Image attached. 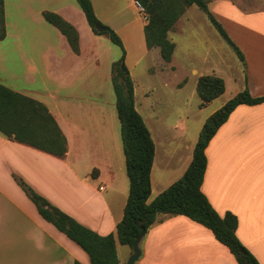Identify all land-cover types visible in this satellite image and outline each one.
Returning <instances> with one entry per match:
<instances>
[{"label": "crops", "instance_id": "crops-1", "mask_svg": "<svg viewBox=\"0 0 264 264\" xmlns=\"http://www.w3.org/2000/svg\"><path fill=\"white\" fill-rule=\"evenodd\" d=\"M3 2L5 35L0 39V85L47 109L66 140V152L57 157L0 133V264H89L79 246L39 216L20 181L96 234H113L118 262L125 264L131 248L119 244L116 225L123 217L129 181L111 84V67L122 55L106 35L92 32L76 0ZM126 2L122 6L121 0H97V4L91 0L100 24L119 25L112 29L125 49L124 62L129 56L125 40L138 30L143 32L146 25L124 15L129 8L135 9L133 0ZM228 4L208 0L207 7L210 13L220 15L217 21L242 53L243 71L224 66L204 76L223 79L224 93V78L230 83H242L226 102L244 89L252 97L263 96L264 0H246L245 15L237 16H232ZM194 6L186 8L169 32L179 36L187 32L191 25L189 12ZM45 12L58 15L75 29L77 54L66 37L44 20ZM175 49L171 62L165 63L158 48L147 49L145 45L134 64L153 56L160 62V74L171 73L175 70ZM216 56L222 54L218 52ZM149 72L157 71L152 67ZM128 74L133 82L134 107L155 148L149 204L183 176L198 138L187 137L182 123L184 129L179 135L183 145L174 147L169 143L156 122L159 119L150 91L134 82L130 71ZM192 74L197 80L203 76L195 70ZM185 84L183 80L176 87ZM160 140L166 144L162 160L158 157ZM205 157L202 193L220 216L227 212L236 216V237L259 264H264V103L238 106L209 141ZM156 220L142 237L141 255L134 264H237L229 250L202 225L184 216L158 215ZM122 247L127 249L121 260Z\"/></svg>", "mask_w": 264, "mask_h": 264}, {"label": "trees", "instance_id": "trees-1", "mask_svg": "<svg viewBox=\"0 0 264 264\" xmlns=\"http://www.w3.org/2000/svg\"><path fill=\"white\" fill-rule=\"evenodd\" d=\"M133 1L139 2L148 15V22L143 30L146 48H158L163 62H171L175 47L168 39L169 31L186 8L192 5L205 14L209 23L233 49L239 60L244 61L240 50L229 39L221 24L210 14L208 0ZM76 2L92 32L95 35H106L111 43L123 52L120 61L111 67V84L120 123L125 171L129 181L123 217L116 225L119 244L132 248L140 234V228L147 231L157 221L158 215L184 216L208 229L214 238L229 250L237 264H259L236 237V216L229 212L220 216L202 193L201 185L207 163L205 149L209 141L238 106L262 104L264 95L252 97L249 91L244 89L213 113L202 127L191 163L183 176L147 204L155 148L143 119L134 107L132 79L120 68L125 54L122 42L113 31L110 34L96 31L95 27L102 24L95 16L91 0ZM43 18L66 37L72 51L77 54L78 35L75 29L56 14L45 12ZM4 35V2L0 0V39H3ZM196 91L201 99V106H205L224 93L225 84L219 77L202 76L197 80ZM0 133L57 157H63L66 152V140L47 109L41 103L2 85H0ZM19 185L34 204L39 216L79 246L87 254L89 264H119L113 234L107 236L96 234L51 206L23 182L20 181Z\"/></svg>", "mask_w": 264, "mask_h": 264}, {"label": "rangeland", "instance_id": "rangeland-1", "mask_svg": "<svg viewBox=\"0 0 264 264\" xmlns=\"http://www.w3.org/2000/svg\"><path fill=\"white\" fill-rule=\"evenodd\" d=\"M126 1L127 0H121L122 6L127 5ZM223 1L224 3H229L228 5H231L232 16L245 15L246 0ZM95 4H97V0H95ZM135 9L132 7L129 8L128 11H124V15L131 18H137L140 24H142L143 21L147 24V13L145 11L143 13L138 12L139 15L136 12L138 10L136 9L135 11ZM189 14L191 15V25L183 36H179L174 32L168 33V39L175 44L176 48L174 55L175 70L173 72H163L160 74L158 72L159 67L157 66L160 62L157 60L154 61L153 56H146L138 65L134 64L138 51L145 47L144 33L139 30L138 33L136 32V35L125 40V47L128 50L129 56L126 62H124V58L120 65L121 69L124 68L127 72L130 71L134 82L140 87H143L144 90H148V92L150 91V101L153 103V107L157 112L159 119L156 122L159 123V128L164 131L167 135L166 137L169 138V143H172L174 147L177 145H183L182 136L179 135L184 129L182 123H185L187 137L193 136L199 138L206 120L211 114L219 110L226 103L225 99L227 97L232 95L235 90L242 86L241 82L230 83L229 79L224 78L227 83V90L224 95L220 96L205 107L200 108L201 99L196 91L197 77L192 74V70H195L197 74L203 76L211 75V70L218 72V70L223 69L224 66L228 70L231 69L232 71L237 72L238 70L243 71V63L239 60L233 49L211 26L203 12L194 6ZM210 14L215 20L220 19V15H218L216 11L211 12ZM144 17L147 18L146 21L143 19ZM116 25L118 24H102L103 27H106L113 32L115 31L112 29V26ZM225 26L226 25H223V27ZM114 47L121 53V55H123L120 48L116 46ZM218 52H220L223 57L216 56ZM158 57L159 61H161L160 56ZM152 67L157 71L156 74L149 72V69ZM183 80H186V84L181 88H177L176 85L180 84ZM166 82H168V86L165 85ZM174 136L177 138L174 139ZM165 145L166 144L163 140H160L158 143V157L161 160L163 159L166 150ZM178 149L180 151V148ZM177 156L173 161L177 160ZM124 249L127 248L122 247L119 249V257L121 260L123 259Z\"/></svg>", "mask_w": 264, "mask_h": 264}, {"label": "water", "instance_id": "water-1", "mask_svg": "<svg viewBox=\"0 0 264 264\" xmlns=\"http://www.w3.org/2000/svg\"><path fill=\"white\" fill-rule=\"evenodd\" d=\"M96 31H98L99 33H108L110 34L111 33V30L106 28V27H103L102 25H97L95 27ZM122 71L125 73V74H128L127 70L122 68ZM145 229L144 228H140V234L136 237L134 243L132 244V248H131V254L130 256L128 257L127 261L125 264H134L140 257L141 255V251H140V248H139V244H140V241L142 239V237L144 236L145 234Z\"/></svg>", "mask_w": 264, "mask_h": 264}, {"label": "built area", "instance_id": "built-area-1", "mask_svg": "<svg viewBox=\"0 0 264 264\" xmlns=\"http://www.w3.org/2000/svg\"><path fill=\"white\" fill-rule=\"evenodd\" d=\"M134 7L138 10L139 13H143L145 10L144 8L141 6V4L137 1H134ZM145 15V14H144ZM145 21L147 20L146 17L143 18Z\"/></svg>", "mask_w": 264, "mask_h": 264}]
</instances>
